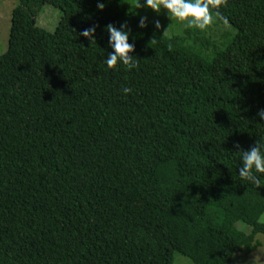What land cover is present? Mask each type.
I'll use <instances>...</instances> for the list:
<instances>
[{
  "label": "trees",
  "instance_id": "16d2710c",
  "mask_svg": "<svg viewBox=\"0 0 264 264\" xmlns=\"http://www.w3.org/2000/svg\"><path fill=\"white\" fill-rule=\"evenodd\" d=\"M128 1L16 0L11 10L0 264H172L175 253L230 264L264 235V186L240 179L235 153L264 142V0H226L227 23L214 19L233 29L218 39L140 28ZM45 5L60 13L52 31L37 23ZM110 23L128 25L138 68L102 63ZM91 26L96 43L79 34ZM223 33L231 40L218 49Z\"/></svg>",
  "mask_w": 264,
  "mask_h": 264
},
{
  "label": "clouds",
  "instance_id": "9594fccd",
  "mask_svg": "<svg viewBox=\"0 0 264 264\" xmlns=\"http://www.w3.org/2000/svg\"><path fill=\"white\" fill-rule=\"evenodd\" d=\"M225 3L226 0H143L141 4L140 0H135V7H147L156 13H159L161 9H166L169 18L180 22L184 28L203 32L214 23V16L224 19V23H227L226 18H222L218 10ZM97 7L102 10L105 4L98 3ZM147 26V17H141L138 27L146 28ZM154 26L160 29V21H154ZM105 30L108 33V46L112 51L108 52L107 58L102 59V63L109 69L115 68L118 63L126 66L129 71L138 68V58L130 55L135 50V44L129 42L128 25L123 23L117 27L110 23L105 26ZM95 31L96 26H91L79 34L96 43ZM122 92L128 94L132 92V89L123 87ZM257 115L260 120H264V109H260ZM236 147L239 148V144ZM235 153H239L238 174L240 179L250 182L256 188L264 186V142L256 141L250 149Z\"/></svg>",
  "mask_w": 264,
  "mask_h": 264
},
{
  "label": "rangeland",
  "instance_id": "374dc122",
  "mask_svg": "<svg viewBox=\"0 0 264 264\" xmlns=\"http://www.w3.org/2000/svg\"><path fill=\"white\" fill-rule=\"evenodd\" d=\"M16 0H0V54L4 52L8 44L9 27L11 23V10L14 7ZM143 4V0H140ZM128 9L134 14L140 17H147V21L154 25V21L159 20L161 23V28L159 30L163 31L167 35L182 34L184 32V26L180 22L170 19L167 10L161 9L159 13H156L147 7H135V0L128 1ZM60 18V13L58 10L50 7L49 5L43 6L41 13L38 16L37 23L39 26L44 27L47 30H54ZM229 26V27H228ZM232 28L229 24H223L214 19V23L206 30L207 35H212L214 39H218L221 31L230 30ZM233 29V28H232ZM234 33V30H233ZM223 43L216 41L214 44L217 45L218 49H221L223 45L227 44L231 40V36L222 34ZM208 50L204 49V53L207 55ZM260 222L264 223V213L260 217ZM237 227L248 233L251 228L245 224L237 223ZM256 239L259 241L258 247L250 254H243L241 252H235L230 264H264V235L257 234ZM172 264H195L188 257L181 255L179 253L174 254V261Z\"/></svg>",
  "mask_w": 264,
  "mask_h": 264
}]
</instances>
